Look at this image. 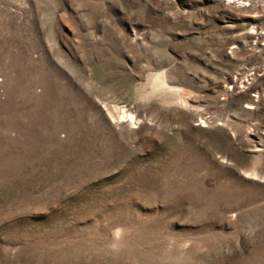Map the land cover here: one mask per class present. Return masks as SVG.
Masks as SVG:
<instances>
[{
	"label": "rangeland",
	"instance_id": "374dc122",
	"mask_svg": "<svg viewBox=\"0 0 264 264\" xmlns=\"http://www.w3.org/2000/svg\"><path fill=\"white\" fill-rule=\"evenodd\" d=\"M0 264H264V0H0Z\"/></svg>",
	"mask_w": 264,
	"mask_h": 264
},
{
	"label": "bare ground",
	"instance_id": "6f19581e",
	"mask_svg": "<svg viewBox=\"0 0 264 264\" xmlns=\"http://www.w3.org/2000/svg\"><path fill=\"white\" fill-rule=\"evenodd\" d=\"M157 82H159V81H157ZM159 83H160V82H159ZM124 112H125V111H124ZM122 113H123V110H122ZM125 113H126V112H125ZM120 114H121V112H120ZM123 115H124V114H123ZM123 115H121V116H123ZM127 117H128V115H127ZM127 117H126V115H125V118H127ZM120 118H121V117H120ZM122 118H123V117H122ZM128 118L131 120V121L129 120L131 123L134 122V121H133V118H132V115H129ZM134 123H135V122H134Z\"/></svg>",
	"mask_w": 264,
	"mask_h": 264
}]
</instances>
